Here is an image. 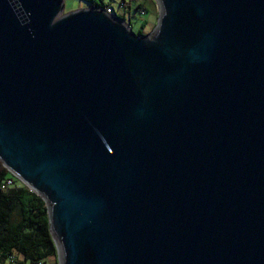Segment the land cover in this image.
<instances>
[{
	"label": "water",
	"instance_id": "water-1",
	"mask_svg": "<svg viewBox=\"0 0 264 264\" xmlns=\"http://www.w3.org/2000/svg\"><path fill=\"white\" fill-rule=\"evenodd\" d=\"M0 0V163L58 264H264V0Z\"/></svg>",
	"mask_w": 264,
	"mask_h": 264
},
{
	"label": "trees",
	"instance_id": "trees-1",
	"mask_svg": "<svg viewBox=\"0 0 264 264\" xmlns=\"http://www.w3.org/2000/svg\"><path fill=\"white\" fill-rule=\"evenodd\" d=\"M88 2L95 8H109L95 0ZM137 35L142 34L139 32ZM8 179L12 180L11 187H5ZM13 254H18L30 264L56 259L45 203L0 168V260Z\"/></svg>",
	"mask_w": 264,
	"mask_h": 264
},
{
	"label": "rangeland",
	"instance_id": "rangeland-1",
	"mask_svg": "<svg viewBox=\"0 0 264 264\" xmlns=\"http://www.w3.org/2000/svg\"><path fill=\"white\" fill-rule=\"evenodd\" d=\"M95 2L97 4H103L106 7L112 8V14L118 18H121L135 35H137L139 32L143 35L150 33L154 29L158 18V6L154 0H95ZM120 2L129 4V9L127 7L124 9L119 8L118 4ZM88 6V0H63V13H69L77 9L87 8ZM127 11L128 14L126 13ZM0 168H3L1 163ZM15 180L18 181L17 179ZM0 264L30 263L24 262L22 257L18 254H13L12 256H7L5 259L0 260ZM43 264H58L57 258H48L44 260Z\"/></svg>",
	"mask_w": 264,
	"mask_h": 264
},
{
	"label": "built area",
	"instance_id": "built-area-1",
	"mask_svg": "<svg viewBox=\"0 0 264 264\" xmlns=\"http://www.w3.org/2000/svg\"><path fill=\"white\" fill-rule=\"evenodd\" d=\"M63 1V0H62ZM118 7L119 8H125L126 6H125V4H124V2H120L119 4H118ZM107 13H109V14H112V8H111V10H110V8H108L107 10H105ZM142 14V13H141ZM12 186V180L11 179H8L6 182H5V187H11Z\"/></svg>",
	"mask_w": 264,
	"mask_h": 264
},
{
	"label": "crops",
	"instance_id": "crops-1",
	"mask_svg": "<svg viewBox=\"0 0 264 264\" xmlns=\"http://www.w3.org/2000/svg\"><path fill=\"white\" fill-rule=\"evenodd\" d=\"M125 6H126L128 9H129V7H130L129 4H126V3H125ZM88 7H89V6H88ZM126 13L128 14V11H127Z\"/></svg>",
	"mask_w": 264,
	"mask_h": 264
}]
</instances>
